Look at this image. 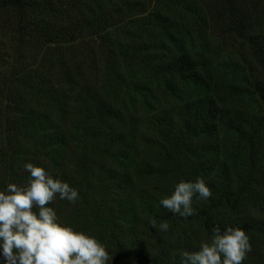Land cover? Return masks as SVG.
I'll use <instances>...</instances> for the list:
<instances>
[{"label": "rangeland", "instance_id": "obj_1", "mask_svg": "<svg viewBox=\"0 0 264 264\" xmlns=\"http://www.w3.org/2000/svg\"><path fill=\"white\" fill-rule=\"evenodd\" d=\"M112 1L119 5V11L116 10L114 14L115 18L126 17L129 20H139L138 18L146 15L154 9L156 4H159V0ZM196 1L200 5L203 18L202 20L197 19L195 24L191 23L189 26L191 39L184 40L175 48L164 36L156 34L152 38L160 43L164 42V49L170 52L163 53L164 50L150 49L153 55L148 54L143 59L146 61L145 64L137 59H124L118 53L119 44L123 43L128 46L134 45L133 48L139 54V47L141 49L143 46L141 40L150 38L145 35L149 31L147 25L142 24L144 21L141 23L128 20L124 24L113 25L97 34L84 29L82 37L78 40L49 44L42 39L33 38L32 35L26 34L21 37L14 32V22L21 16V12L13 9L6 14L0 13V150L5 152L11 160L6 162L5 156L0 157L3 165L11 166L7 181H5L6 185L9 183L25 184L29 179V173L24 170V164L32 162L36 166L43 167L47 172H51L52 175L55 174L56 177L58 173H55V169H69L66 172L67 183L85 192L82 186L76 185L73 170L80 161V155L86 151L90 162L103 163L105 161L104 164L113 169L129 171L137 188L151 191L161 200L174 190V185L178 183L176 179L158 177L155 180L156 177H149L147 174L144 177L136 175L137 172L139 173L137 166L141 162L155 164L159 160L160 147L165 143V137L159 134L155 116L164 110L174 109V106H179L191 98L209 95L220 109L229 115L243 114L260 124L257 143L252 148L239 136L219 126L216 138L211 140L200 138L193 142L196 146H200L203 142L212 141L219 145L218 151L214 154L199 152L190 160L196 162L195 159L199 158L208 160L212 165L219 163L220 168L225 166L227 170L229 169L234 180L239 178L250 180L255 189L232 196L231 200L236 198L241 200L242 210L264 207V100L259 97L253 86L254 83L264 85V69L256 51L264 45V5H262V0H245L247 10L251 8V12L248 10L249 23H247L251 27L246 31V38L248 34L257 38L258 48L255 49V46L253 47L244 35L231 29L227 20L229 10L225 2L222 0ZM77 2L78 4L69 12L67 18L56 19L54 16L43 17L42 15L36 18L44 20L45 24L51 22L55 29L67 25H82L83 19L90 22L104 15L109 5L106 0L102 1L100 8L103 14L100 8L97 9L94 6L92 0H77ZM133 2L142 3L146 12L141 14L135 12L132 13L133 16L128 15L124 4ZM61 3L62 7L66 4L64 0ZM235 4L239 3L235 2ZM130 32H132L130 37L129 34L125 36ZM154 51H159V53L154 55ZM161 53L162 57L159 56ZM176 53L187 54L197 63L199 72L205 75L204 85L192 86L190 83H184L176 74L169 72L152 73V70L154 72L163 67L167 58ZM113 72L120 74V80H117V77L114 78ZM134 82L139 88L131 86ZM90 89L95 92L93 95H80L81 92L90 91ZM98 92L99 95H97ZM79 97L85 98V103L91 106L94 99L106 103L121 114L122 124L117 122L113 123V126L119 130L126 129L129 138L123 144L126 148L121 151L127 156L126 159L118 162L113 158L108 160L105 157L101 158L102 156L91 155L94 141L89 137H87L86 146L79 143L78 128L75 126L80 123L81 117L82 120H86L81 123L83 126L88 124V121H90V126H98L97 123L100 120L99 117L92 115H89L92 118H83V111L79 107L81 103L78 101ZM64 112L73 114L72 118L61 120ZM23 113L29 117L42 118V120L39 125H32L31 127L34 128L28 133L27 129L22 128L15 134L12 132L13 119ZM111 132L112 130L108 131L110 135H113ZM62 133L66 134L65 145L62 149L58 147L56 152L58 154H52L51 150L57 147L55 145L57 137ZM51 159L55 161L52 164L49 163ZM217 168L218 166H215V171ZM195 179V176H188L187 181H195ZM204 179L213 195L209 200H202L203 202L217 201L218 197L225 198L211 186L212 181L207 180L208 178ZM102 204L104 202L96 203L94 199L90 203L92 208H102V214L106 215V208L109 209L110 205L106 203L107 205L103 206ZM47 206L60 208L59 212L62 215L60 213L57 215L61 222L70 221L72 227L87 231L86 233L100 241L109 253V263L113 254L118 253V250H120V258L127 257L129 239L134 235L141 236L140 250H148L152 246L147 231L142 230L140 223L138 225L135 221L118 220L116 216L120 227L118 235L123 243V250L113 245L109 246L107 238L103 235H95V232H100L92 224L91 216L88 214L85 216V208L80 199L72 204L67 200H60L57 195ZM218 208L223 212L227 210L222 206ZM74 210L76 217L70 218ZM68 211L70 212L66 215ZM226 213L234 217V213ZM134 215L137 218L143 214L136 210ZM68 217L69 219H66ZM134 224L136 227L133 229ZM169 226L165 236H171V239H174L176 233L183 232L192 235L190 245L192 247L188 251L198 250L201 242L211 237L202 232L197 222L174 223ZM249 240H251L250 244L253 242L252 252L247 254L243 264H264V246L259 245L260 238H249ZM180 251L184 250L175 251L174 257H170L167 264H179L180 260L176 259L180 258ZM119 260L122 263L118 262V264H133L129 258L125 259L127 260L125 262Z\"/></svg>", "mask_w": 264, "mask_h": 264}, {"label": "trees", "instance_id": "obj_2", "mask_svg": "<svg viewBox=\"0 0 264 264\" xmlns=\"http://www.w3.org/2000/svg\"><path fill=\"white\" fill-rule=\"evenodd\" d=\"M64 1L66 4L62 7V0H0V13L6 14L9 10L13 9L21 12V16L14 22V32L21 37L26 34L32 35L33 38L37 40L42 39L49 44L75 41L82 37L84 29H87L92 34H97L113 25L124 24L129 20L126 17L122 19L115 18L114 14L116 10L119 11V5L114 4L112 0H106L109 5L105 14L100 8L103 4V0H92L94 6L97 9L100 8L99 10L104 15H100L90 22L83 19L82 25H67L55 29L51 22L50 24H45V22L43 23L44 20L36 18L38 15H42L43 17L54 16L56 19L60 17L67 18L69 12L74 9L78 2L77 0ZM222 1L225 2L229 10L227 20L232 27L231 29L236 33L239 32L240 35H244L246 38V31L251 27V25L248 26L247 24L249 23L248 15L249 12H251V8H248V12L245 0ZM235 2L239 4L237 5ZM158 3L159 4H156L153 10L141 16V18H138L139 20H129L141 23L144 21L142 24H146L147 30L149 31L148 33L146 32L145 35L150 38L141 40L143 46L141 49L139 47V54H137L136 50L133 48L134 45L128 46V44H119L120 50L118 53L122 58L130 60L137 59L145 64L146 61H143V59H145L148 54L153 55L150 49L164 50L163 53H168L170 51L164 49V42L160 43L152 37H155L156 34H160L164 36L168 42H171L170 44H173V46L177 48L179 43L191 39V30L189 28L191 23L195 24L197 19L200 18V20H202L203 18L200 5L196 0H159ZM262 5H264V0H262ZM125 8L128 15L132 16L135 12L138 14L146 12V8L142 3H125L124 9ZM197 25L199 26L200 23L198 22ZM131 34L132 32L126 33L125 36L128 35L130 37ZM246 39L253 47L255 46V49L256 47L258 48L257 38L248 34ZM256 51L259 62L264 69V45ZM158 53L159 51H154V55ZM159 56L162 57V53ZM164 72L176 74L184 83H190L192 86H201L206 83L205 75L199 72L197 63L192 58L188 57L187 54H173L170 58H167L163 67L154 72L152 70L154 74H161ZM113 73L114 78L117 77V80H120V74L117 72ZM131 86L139 88L135 82L131 84ZM253 86L259 97L264 100V85L262 83H254ZM93 89H95V87ZM171 90L173 91V88ZM91 92L92 90L90 89V91L81 92L80 95L89 94V96H91V94L93 95L95 93L94 91ZM97 95H99V92ZM78 101L81 102L79 107L83 111V118L88 119L92 118V116L100 118V120H98L99 123H97L98 126H90V121L83 126L81 123L86 122V120H82L81 117L79 120L80 123L75 126L78 128L79 143L85 145L88 139L87 137H89L94 141L91 155L94 154L98 157L102 156L101 158L105 157V159L108 160L113 158L118 162L126 159L127 156L121 152L123 148H126L123 144H125L127 138H129L126 134V129L119 130L117 127L115 128L113 126V123H120L122 121L121 114L111 108V106L101 101H96V99L93 100L92 106L85 103V98L79 97ZM56 104L58 105V103ZM71 115L73 114L64 112L61 115V120L71 119ZM89 115L92 116L89 117ZM157 115L155 116V120L158 124V131L161 136L165 137L164 141L166 144L164 143L160 147V152L158 154L159 160L156 161L155 164L141 162L137 166L139 173L137 172L136 175L144 177V175L147 174L149 177H156L155 180H157L158 177H170L176 179L177 182L183 179L187 181L188 176L208 178L207 180L212 181L211 186L218 190L220 195H224L225 198L218 197L217 201L213 200L209 201V203H205L202 199L194 196L192 207L195 209V214L185 219L178 215H173L169 210L163 208L160 205L158 197L152 194L151 191L137 188L132 181L129 171L124 170L126 172H123V170L113 169L109 167V165L107 166V164H104L105 161L103 163L98 161L90 162L87 157L88 152L86 153V151H84L83 154L80 155V161L76 164V168L73 172L75 173L76 185L82 186L85 190V192L78 190L79 199L82 201L83 207L85 208V216L87 214L91 216L92 224H94L100 232H95V235H103V237L107 238L109 246L113 245L123 250V243L118 235L120 227L117 219L129 220L137 222L138 225L139 223L142 225V230L144 229L147 231L150 244H152L148 250H140L141 236L137 237V235H130L132 238L130 237L131 239H129L127 257L120 258L121 254H119L120 250H118V253L116 252L113 254L112 262L110 261L109 264L122 263L119 259L125 262L127 261L125 259L128 258L133 264H167L170 257H174L175 251H188L191 249L192 235H190V233H176L174 239H171V236H165L168 231H160L158 227L153 228L151 226V220L153 218L156 219L157 225L165 221L168 224H190L192 222H197L202 232L208 236H211L213 229L217 226L222 230L226 226H240L250 239L260 238L259 245L264 246V207L245 208L242 210L241 200H238V198L231 200L232 196L241 195L255 189V186L251 184L250 180L245 178L234 180V176L229 172V169L227 170L225 166L220 168L219 163L212 165L208 160L199 159L197 157L195 160L198 162H191L190 160L192 156L199 154V152L214 154L218 151L219 145L212 141L203 142L200 146H196L193 142L200 138H207L210 140L216 138L219 126H223L225 130L233 132L253 148L257 143L258 127L260 124L250 117H245L243 114L239 116L229 115L226 111L221 110L216 101L209 95L191 98L179 106H174V109L170 108L169 110H164L161 114ZM41 120L42 118L29 117L25 113L20 114L18 118L14 117L13 119L12 132L16 134L19 129L23 128L25 130L27 129L26 132L28 133L34 128L31 126L36 124L39 125ZM109 121H111V123H109ZM109 130H112L111 133L113 135L108 133ZM65 135V133H62L60 136L58 135L55 142L57 147L51 150L53 152L52 154H58L56 153L58 147H61V149L64 147ZM13 139L14 138H12V140ZM4 156L6 157V162L10 160L8 155L0 150V157L3 158ZM52 160L53 159L49 161L50 164L55 162L54 160L52 162ZM215 166H218L216 171ZM10 167L3 165V160L0 161V188L6 186L5 181H7ZM67 171H69V169H55V173H58V177L54 176V174L53 178H59L67 182ZM9 174H11V172ZM76 175L78 177H76ZM235 181L236 183H234ZM155 191H158V189H155ZM165 193L167 194V192ZM108 197L111 198L108 199ZM93 199L96 203L100 202L101 204V202H104V204H102L103 206L106 203L110 205L109 209L106 208V215L102 214V208H92L90 203ZM219 206L227 210L223 212V210L218 208ZM53 209L56 212L58 211L57 213H60V208ZM136 210H139L143 215L135 218L134 212ZM70 211H68L66 215H68ZM226 212L234 213V217L228 216ZM69 217H76L75 210ZM69 217L66 219H69ZM81 219L83 218L81 217ZM64 224L72 227L70 221L64 222ZM135 227L136 224H134L133 229ZM251 245H253V242ZM253 249L255 248L253 247ZM176 260H180V258Z\"/></svg>", "mask_w": 264, "mask_h": 264}, {"label": "clouds", "instance_id": "obj_3", "mask_svg": "<svg viewBox=\"0 0 264 264\" xmlns=\"http://www.w3.org/2000/svg\"><path fill=\"white\" fill-rule=\"evenodd\" d=\"M24 170L29 173L25 184L9 183L0 190V264H109V253L100 241L64 224L47 206L57 195L75 204L78 190L32 162L25 163ZM212 195L203 177L181 180L160 205L187 219L195 214L194 196L206 201ZM151 226L164 232L170 227L166 221L157 225L155 218ZM250 251L242 227L217 226L198 250L180 251L179 264H243Z\"/></svg>", "mask_w": 264, "mask_h": 264}]
</instances>
